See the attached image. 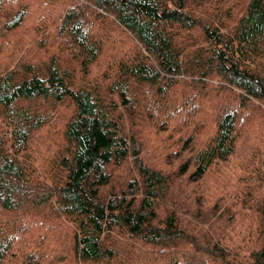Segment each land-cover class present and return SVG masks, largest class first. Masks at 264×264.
Masks as SVG:
<instances>
[{
	"label": "trees",
	"instance_id": "trees-1",
	"mask_svg": "<svg viewBox=\"0 0 264 264\" xmlns=\"http://www.w3.org/2000/svg\"><path fill=\"white\" fill-rule=\"evenodd\" d=\"M0 264H264V0H0Z\"/></svg>",
	"mask_w": 264,
	"mask_h": 264
}]
</instances>
